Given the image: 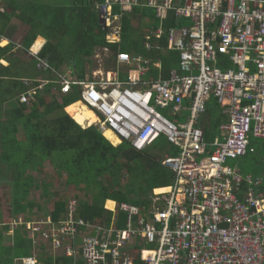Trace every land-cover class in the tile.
Here are the masks:
<instances>
[{"label":"built area","instance_id":"2783aa9c","mask_svg":"<svg viewBox=\"0 0 264 264\" xmlns=\"http://www.w3.org/2000/svg\"><path fill=\"white\" fill-rule=\"evenodd\" d=\"M138 7L154 9L164 24L172 16L188 22L163 24L146 36L150 51L179 53L180 72L157 80L149 73L159 63L118 53L114 70L84 79L59 75L56 85L63 96L78 87V104L118 142L140 152L168 142L176 152L160 161L174 175L169 191L155 190L148 212L117 203L109 227L82 219L73 198L62 220H15L12 230L22 227L35 242L41 235L68 257L81 252L85 264H264L262 181L228 165L247 154L252 139L264 140V0H106L96 12L108 42L119 40L121 19ZM165 37L167 47L155 46ZM39 55L31 54L39 68L51 70ZM121 65L129 69L126 80ZM37 82L35 88L29 82L22 104L31 106L37 90L51 83ZM213 101L229 120L221 125L223 138L211 143L200 122ZM118 213L126 215L124 227L117 225ZM17 264L36 262L22 258Z\"/></svg>","mask_w":264,"mask_h":264},{"label":"trees","instance_id":"16d2710c","mask_svg":"<svg viewBox=\"0 0 264 264\" xmlns=\"http://www.w3.org/2000/svg\"><path fill=\"white\" fill-rule=\"evenodd\" d=\"M105 2L0 0L3 8L0 9V41L5 37L11 39L21 27L29 28L21 41L22 48L27 52L39 37L45 38L49 42L41 50L40 58L47 60L52 69L61 75L66 69L73 71L77 77L73 79H84L85 66L93 62L99 49H112L115 54L148 55L144 25L151 21L154 23L152 28L147 29L148 32L154 26L158 27L155 13L150 15L149 8L138 7L133 14L123 16L120 42L113 44L107 41L96 12V6ZM118 9L115 7L114 12L117 13ZM185 24H188L186 20L172 16L166 27ZM160 42L162 46H168V39ZM155 53L154 56L162 55L159 54L161 52ZM170 54L177 68L179 53L171 51ZM1 60L7 61L9 66L0 64V188L7 183L10 193L6 195L5 203L0 205V264H17L19 259L31 254L32 240L25 236V232L17 229L10 235V231L15 220L21 217L30 219L35 208L40 212L45 210L29 198L33 191L41 189L43 196L50 197L49 183L35 175L42 173L48 161L54 164L60 177L65 175L64 184L67 187L75 185L80 188L83 185L86 199L81 203L80 217L103 227H108L106 224L113 216L104 207L107 200L135 205L148 212L153 205L155 190L171 187L174 175L171 169L162 165V155H154L150 150L140 152L126 142L113 146L96 126L84 129L66 114V109L82 100L78 87L63 96L61 103L57 99L50 103L45 94L56 86L57 80H53L45 91L37 90L31 106L24 105L20 99L28 95L32 88L24 81L35 79L38 60L32 58L29 63H23V59L14 53L13 43L0 47ZM165 68L168 71L171 66L166 64ZM37 85L38 82L33 83V88ZM207 114L212 119L206 129V139L210 142V129L223 120L220 111L211 106ZM18 135L25 136V140L18 139ZM252 141L250 150L239 159L242 174L246 177L264 173V164L251 148L254 146ZM165 145L169 144L162 140L153 149ZM173 150L172 154L176 152ZM125 176L128 178L126 183L123 182ZM51 202L53 199L50 198L47 203ZM66 205V201H54L55 221L64 215ZM113 206V202L108 203L109 208ZM121 220L124 226L126 215L122 214Z\"/></svg>","mask_w":264,"mask_h":264},{"label":"crops","instance_id":"0c3cea01","mask_svg":"<svg viewBox=\"0 0 264 264\" xmlns=\"http://www.w3.org/2000/svg\"><path fill=\"white\" fill-rule=\"evenodd\" d=\"M1 10L3 9L2 7L0 8ZM151 10V14L150 15H153L155 13V17L157 18V15H156V12L154 9H150ZM153 13V14H152ZM127 16V15H125ZM154 16V15H153ZM158 19V22H159V25L158 27L157 26H154L155 28H153L152 31H147L148 28H152L154 23H151L150 22H147L145 25H144V31H146V34H145V40H146V36H148L149 34H151L152 32H156L164 23L161 21V19L157 18ZM149 21V20H148ZM167 22L164 24L166 25ZM157 27V28H156ZM167 39V37H165ZM39 39H42L43 40V45L42 47L39 49V51L45 47V45L47 44V41L45 38H42V37H39ZM21 38L18 37V35H14L13 37H11V39H8V37L6 38H3L1 39L0 41V47H6L8 46L10 43H13L14 45V53L17 54L18 52L20 51H25L22 46H21ZM37 42V41H36ZM35 42V44H36ZM120 42V38L119 40H116L114 42H111V43H119ZM145 45H146V41H144ZM35 44L32 46V48L30 49L31 50V54L33 51V47L35 46ZM155 46H158V47H161L162 48V44L159 40H156L154 42ZM146 49L148 52V55H143V54H138L136 56H144L146 57L147 59H150L152 60L153 63H159L158 66H153L152 67V70L151 72L149 73V77H152V78H155V79H170L172 77V73L173 71H178L180 72V60H179V63H178V67L175 68L174 67V60L172 58H170L171 55V51H168V50H153V51H150L147 46H146ZM38 51V52H39ZM28 52V51H27ZM38 52H35V53H38ZM155 52H161L159 54H162L161 56L160 55H155L156 54ZM116 55L114 51H112V49H99L97 52H96V55L94 56L93 58V62L90 64V63H87L86 66H85V77L84 78H87V77H91L92 73H93V68L95 67L96 63H99V67L97 70H94V72L98 73L99 71H102V67L100 66H103V72H106V71H112L116 68ZM164 55V56H163ZM36 58V57H34ZM33 58V59H34ZM23 59V58H22ZM26 59V58H25ZM31 60V59H30ZM29 60V61H30ZM29 61H25L23 60V63H29ZM0 64L2 66H9V63L5 60H1L0 61ZM166 64H169L171 66V68H169L168 71H166V68H165V65ZM23 65V64H21ZM100 68V69H99ZM119 72H120V78H122L123 80H126L127 77H128V73L129 72V69L127 66L125 65H121L119 68ZM37 76L35 77L34 80H25L24 82H26L27 84H29V82H37V81H42V80H45V81H53V80H58V77L56 78V76H59L61 75L60 73H57L56 70H43V69H40L39 68V64L37 65ZM105 70V71H104ZM64 76H67L68 75L65 73ZM33 77V76H32ZM60 88H57V85L55 87H52L51 88V91L49 93H46L45 96H46V99L51 103L54 99H57L58 102L61 103V99H63V95L61 94ZM55 95V96H54ZM65 96V95H64ZM212 105H210L211 107L215 108L216 110L220 111V118H222V122L220 124H217L216 126H213L211 129H210V132H211V141L213 142L216 138H223V133L221 131V125L224 123V122H227L229 120V117L224 113V110L221 108V107H217L216 106V103L213 101L211 103ZM74 106V105H73ZM72 107V106H71ZM70 107V108H71ZM69 109V108H68ZM66 114L67 113V109H66ZM69 115V114H68ZM70 116V115H69ZM70 118H72L70 116ZM74 120V118H72ZM211 118L210 116L206 114L202 117L201 119V122H200V125L205 129V132L208 125L210 124L211 125ZM75 121V120H74ZM76 122V121H75ZM77 123V122H76ZM82 126V125H81ZM94 126H96L98 128V126L96 124H94ZM84 129H87V128H90L92 126H82ZM99 129V128H98ZM100 130V129H99ZM100 132L104 135V137L110 142L111 145L113 146H119L123 143H120V142H117V143H113L112 140L110 138H108L106 136V133H103L101 130ZM208 133V132H207ZM18 139L22 140L24 138L25 140V136H22V135H18L17 136ZM114 139V138H113ZM252 143L254 144V146H251V148L254 149V153L257 154L258 156V159L261 160V162L264 164V140H258V139H252ZM210 141V142H211ZM211 142V143H212ZM168 143V142H167ZM169 144V143H168ZM256 144V145H255ZM252 145V144H251ZM153 149V148H152ZM212 149V147H211ZM257 149V150H256ZM256 150V152H255ZM173 152V148H171L169 145L168 146H161L160 148H157L156 149V153L154 155H163V154H166L168 152ZM153 154V153H152ZM232 166L234 165L235 167H237L240 171H241V161L240 160H236V161H233L232 162ZM50 164V161H48L45 166H43L42 168V172H45V170L48 168ZM163 165V164H162ZM164 166V165H163ZM166 167V166H165ZM168 168V167H167ZM264 168V167H263ZM170 169V168H169ZM242 172V171H241ZM34 173V172H33ZM252 177H255L254 179H258L260 178L261 181H262V185H261V188H260V192L264 195V173H261L259 174L258 176H252ZM65 183V182H64ZM65 185V184H64ZM66 188H69V187H75V185H69V187H67V185H65ZM76 189L84 192L82 190L83 188V185L82 187L80 188H77L75 187ZM263 188V189H262ZM164 189V188H162ZM162 189H159V190H162ZM168 189V188H167ZM85 193V192H84ZM34 195V191L32 192L31 196H30V200H34L35 202H37L38 204L41 205V203L39 201H36L33 197ZM86 195V193H85ZM86 197V196H85ZM74 199H77L79 200V215H80V206H81V203L86 199L84 200H81L78 196H74L73 197ZM71 198V199H73ZM70 200V198H65V200H61V199H56V201H66L67 204H68V201ZM109 202H113L114 203V206L113 208H109L108 207V203ZM117 202L116 201H113V200H107L105 202V209L106 210H109L110 212H112L113 216L115 217V214L113 213V210L115 209V206H116ZM67 206V205H66ZM53 211H54V203H53V208H50L48 210H43V211H38V208H35V211H33L32 213V216L30 219L28 218H24V217H21L19 219H17L16 221L18 220H23L25 222H34V221H39V220H43V219H48V218H53L54 219V216H53ZM42 214V216L38 215V214ZM5 216H7V213L4 212ZM122 214L123 213H118L116 214V217L118 216L119 220H118V223L117 225L118 226H123L122 223H120L122 220ZM66 215V210H65V213L64 215L61 216V218L57 221H60L62 220ZM125 215V214H124ZM39 216V217H38ZM111 217V219H109L108 223L106 224V226H112L113 225V219L114 217ZM13 222V221H12ZM11 222V223H12ZM125 222V220H124ZM124 227V226H123ZM18 229H22V227L18 228ZM17 230V229H15ZM14 230V231H15ZM13 230L10 231V235H13L14 233ZM32 240V247H31V254L28 256V257H24L23 259H33L35 260L36 264H85L84 261H83V257H82V254L81 252H79V254L75 257H68V256H65L63 255L62 252H56L53 248H52V245L45 241V239L42 238L41 235H39V238L37 239V242H35L33 239H30ZM16 264V263H15Z\"/></svg>","mask_w":264,"mask_h":264},{"label":"rangeland","instance_id":"374dc122","mask_svg":"<svg viewBox=\"0 0 264 264\" xmlns=\"http://www.w3.org/2000/svg\"><path fill=\"white\" fill-rule=\"evenodd\" d=\"M1 7H2V5L0 3V8ZM28 30H29V28H27V27H21V29L17 32L18 34H16V35H18V37L21 38V40H22L25 37V35L28 33ZM46 41L48 44L49 41L48 40H46ZM47 44L45 46H47ZM17 55L20 56L21 58H23V60H25V61H29L30 59L33 58L31 56L30 52H26V51H20L17 53ZM98 65H99V63H96L95 67L92 69L93 72H94V70L98 69V67H99ZM100 67H102L101 70L103 71V66H100ZM64 73H66L68 75L69 79H73L75 76V74H73V71H71V70L69 71L68 69L64 70ZM75 78H77V77L75 76ZM113 143L115 144V142H113ZM150 151L153 154L156 153V149H151ZM232 162L233 161L229 162L228 165L231 166L233 164ZM35 175H37L40 179H45L47 181V183H49V196L50 197L43 196V189L35 190L34 195H33L34 199L36 201H39L41 203V205L43 206V208H45V210L53 208V203L56 199L65 200V198L71 199L74 196H78L81 200H84L86 198L85 193L76 189L75 187H69V188L65 187V185H64L65 175L60 177L59 173H57V170H56L54 164L53 165L49 164V166L45 170V172L36 173ZM127 181H128V178L125 176V178H123V182L126 183ZM9 187H10L9 184L3 183L2 187L0 188V205H3V203H5V201L7 200L6 195H8L10 193ZM50 198L53 199V202L48 204L47 202H49ZM38 215L42 216V214H40V213Z\"/></svg>","mask_w":264,"mask_h":264},{"label":"bare ground","instance_id":"6f19581e","mask_svg":"<svg viewBox=\"0 0 264 264\" xmlns=\"http://www.w3.org/2000/svg\"><path fill=\"white\" fill-rule=\"evenodd\" d=\"M43 40L42 39H38L35 46L33 47V51L34 52H38V50L42 47L43 45ZM67 113L74 118V120L82 126H94V124H96L98 122L97 116H95V114L85 108L82 105H74L71 108L67 109ZM85 128V127H84ZM106 136L108 138H110L113 142L117 143L118 139H115L112 135V133L110 131H106ZM114 138V139H113ZM169 189L164 188L162 190L158 189V193H165L168 192Z\"/></svg>","mask_w":264,"mask_h":264},{"label":"clouds","instance_id":"9594fccd","mask_svg":"<svg viewBox=\"0 0 264 264\" xmlns=\"http://www.w3.org/2000/svg\"><path fill=\"white\" fill-rule=\"evenodd\" d=\"M99 23H100V20H99ZM42 49H43V48H42ZM42 49H41V50H42ZM41 50H40L39 52H41ZM28 52H30V54H31V50H29Z\"/></svg>","mask_w":264,"mask_h":264},{"label":"water","instance_id":"95a60500","mask_svg":"<svg viewBox=\"0 0 264 264\" xmlns=\"http://www.w3.org/2000/svg\"><path fill=\"white\" fill-rule=\"evenodd\" d=\"M104 22L103 21H100V25H102Z\"/></svg>","mask_w":264,"mask_h":264}]
</instances>
